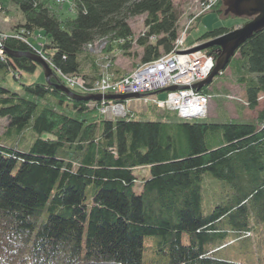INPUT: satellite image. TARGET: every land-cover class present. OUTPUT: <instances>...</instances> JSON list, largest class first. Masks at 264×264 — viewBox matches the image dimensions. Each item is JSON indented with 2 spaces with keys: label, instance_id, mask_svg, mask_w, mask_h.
<instances>
[{
  "label": "trees",
  "instance_id": "1",
  "mask_svg": "<svg viewBox=\"0 0 264 264\" xmlns=\"http://www.w3.org/2000/svg\"><path fill=\"white\" fill-rule=\"evenodd\" d=\"M7 1L21 13L26 38L1 41L0 71L34 73L40 65L27 37L41 31L54 73L22 83L20 91L0 84V117L9 130L36 133L27 151L3 145L0 135V264H243L216 253L252 238L264 223V106L252 121L186 120L165 109L158 119L132 113L109 119L101 101L78 100L57 87L65 84L61 75L87 87L99 77L86 49L99 38L109 40L108 49L118 42L121 51L137 43L142 63L171 52L179 21L173 1L72 0L74 16L65 19L51 0ZM216 4L223 15L222 0ZM136 16H144L145 32L134 39ZM234 28H213L199 39ZM206 51L218 55L217 47ZM236 54L227 67L255 110L264 95V30ZM141 167L148 177L135 174ZM210 178L227 190L207 194L214 202L206 198L204 206Z\"/></svg>",
  "mask_w": 264,
  "mask_h": 264
},
{
  "label": "rangeland",
  "instance_id": "2",
  "mask_svg": "<svg viewBox=\"0 0 264 264\" xmlns=\"http://www.w3.org/2000/svg\"><path fill=\"white\" fill-rule=\"evenodd\" d=\"M2 1L6 4V8H3V5H0V42L7 37L22 38V36H24V30L23 28L19 29V23L22 20L21 13L18 11L14 4L8 2L7 0ZM172 1L179 13L178 31L181 28L183 29L187 25L186 23L189 22V19H191L192 21L196 17H198L196 19L194 27H192L190 30L188 41L196 39L207 30L221 26H226L229 28L234 26L236 28L247 21L245 17H238L233 14L226 15L223 13V15H221L219 12H217L216 9L219 7L214 6L217 2H219V0ZM208 4L210 6H208ZM50 8L61 19L74 16L72 0H51ZM223 9H225L224 5ZM143 21L144 16H136L130 20V24L134 30V39L145 32ZM24 37L26 38V36ZM27 40L29 41V43H31V46L34 48V50L37 51L36 54L49 64L51 68V74L48 76L49 78L54 73V69L50 63L48 53L43 50V47L45 46V43L47 41L43 35V32L37 31L34 34H29ZM108 46L109 40L103 38L96 39L95 41H93V43L86 46L88 60H95V64L97 65L95 66V69H97L98 72L105 74L104 76H106L105 79L107 81L122 80L135 72L138 69L139 65L141 66V64H143L142 62H140V54L142 52V49L137 45V43L134 42L133 48L129 51H121L118 42L112 44L111 47H109L110 49H108ZM195 47L197 46L187 48L186 52ZM94 48L96 49L94 50ZM206 50L207 49H204L203 52H205ZM206 54L207 57H211L207 51ZM235 56L238 57L239 54L237 53ZM82 69L91 73V67L89 63H85ZM16 74L17 76H15L14 71H0V84L9 88L10 90L20 91L22 83L46 81V70L42 65H40V67L34 73L22 71L19 74L20 76L18 75V73ZM218 75L214 77L213 81L210 84L204 86L201 90H199L204 94L210 95L207 114L204 118L207 120L218 121H223L225 119L252 121L256 119L257 110H260L264 106V95L259 97L258 107L255 110H251L247 106L248 102H246L244 85L238 81L235 73H233V68L227 67L222 74ZM62 78L64 79V77ZM64 81V85L68 88L72 86L85 92L88 91L93 94H101L98 90H87L85 85H80L81 82L77 76L72 77L71 82L67 81L66 79H64ZM205 87H207V92L203 91ZM167 91H163L160 93L158 92L159 94L156 92V95L158 97H163ZM127 107L138 110L139 115L137 116H139L140 119L146 120L158 119L155 113L159 111L162 112V110H164L163 108L149 105L146 101H143L140 98H130ZM65 109L68 112L70 111L68 107ZM145 112L147 113L144 114ZM7 121V118L0 117L1 143L5 146L12 147L19 151H27L36 138L35 131L30 127L25 128L22 131L9 130ZM135 174L139 179H141V177H148L150 175L147 167L136 169ZM208 184H210L211 189H209V191L207 192L205 188ZM208 184L206 185V183H204V189L202 192L204 206L206 203V198L208 199V203L212 204L214 200L213 198L209 197H216L219 195L224 196L226 192L224 191V186L226 187V184L217 178H210ZM225 189L227 190V187ZM135 190L140 191V186L138 183L135 184ZM207 194L209 197H207ZM257 225L258 227H254L253 229L254 236L252 238L236 240L235 242L226 245L225 248H222L218 253H216V256L228 259L229 261L243 264L263 263L264 235L260 231L261 229H263L264 223H257ZM184 239L186 240V238ZM149 256L153 255L151 253L149 255L146 252V257Z\"/></svg>",
  "mask_w": 264,
  "mask_h": 264
},
{
  "label": "built area",
  "instance_id": "3",
  "mask_svg": "<svg viewBox=\"0 0 264 264\" xmlns=\"http://www.w3.org/2000/svg\"><path fill=\"white\" fill-rule=\"evenodd\" d=\"M185 38L184 34L177 36L171 52L161 55L155 61L139 65L138 69L128 77L107 81L105 74L101 73L90 87L85 85L86 89L98 90L102 94L140 93V99L143 101L158 108L175 111L180 118L186 120L204 118L210 95L200 92L193 85L210 74L214 66L213 58L207 57L203 51L187 53ZM62 77L71 82L72 77L75 76L62 75ZM80 85L84 86V83ZM168 86H178V89L167 91L163 97L156 95V92ZM100 111L112 118L128 114L125 103L112 100L103 101Z\"/></svg>",
  "mask_w": 264,
  "mask_h": 264
},
{
  "label": "water",
  "instance_id": "4",
  "mask_svg": "<svg viewBox=\"0 0 264 264\" xmlns=\"http://www.w3.org/2000/svg\"><path fill=\"white\" fill-rule=\"evenodd\" d=\"M225 6L224 14H233L238 17L249 18L241 26L236 27L222 35L215 37L214 39L198 45L195 48L188 50L187 52H195L198 50H204L212 46L217 47L218 56L216 57L215 64L210 72V74L204 80L193 85L197 90H201L204 86L210 84L214 77L222 73L230 63L232 57L236 54L240 45L244 43L248 38L252 37L255 33L264 30V0H222ZM19 56V54H16ZM37 64L44 66L46 70V79L51 74V68L45 60H43L39 55L33 54L31 57ZM59 89L63 90L67 94H70L73 98L78 100H119L125 101L130 98H139L138 93H128V94H93L83 96L71 91L65 85L57 86ZM177 86H171L159 91L176 90Z\"/></svg>",
  "mask_w": 264,
  "mask_h": 264
},
{
  "label": "bare ground",
  "instance_id": "5",
  "mask_svg": "<svg viewBox=\"0 0 264 264\" xmlns=\"http://www.w3.org/2000/svg\"><path fill=\"white\" fill-rule=\"evenodd\" d=\"M198 17H196L194 20H192L191 21V19H189V22H187L186 24V26L182 29H180L179 31H178V36H180L181 34H184V37H186L185 38V41H186V47L187 48H189V47H193V46H198V45H201V44H203V43H205V42H208V41H210V40H212V39H214V38H211V39H203V40H200L199 39V37H197L196 39H194V40H191V41H188V35H189V33H190V30H191V28L192 27H194V24H195V22H196V19H197ZM199 22V21H198ZM198 22H197V24H198ZM196 24V25H197ZM0 46L2 47V45H1V42H0ZM212 47H216V46H212ZM2 53H3V51H2V49L0 50ZM198 51H203V50H198ZM195 52H197V51H195ZM187 53H193V52H187ZM205 53H206V51H205ZM210 56H211V58H213V61H212V63L213 64H215V60H216V57L218 56H215V54H209ZM155 61V60H154ZM152 62V61H151ZM99 63V62H98ZM147 63V62H146ZM80 82L81 83H83L82 82V80H80ZM246 102H247V100H246Z\"/></svg>",
  "mask_w": 264,
  "mask_h": 264
},
{
  "label": "crops",
  "instance_id": "6",
  "mask_svg": "<svg viewBox=\"0 0 264 264\" xmlns=\"http://www.w3.org/2000/svg\"><path fill=\"white\" fill-rule=\"evenodd\" d=\"M130 112L134 113V115H139L138 110L129 108ZM147 112H145L144 114H146Z\"/></svg>",
  "mask_w": 264,
  "mask_h": 264
}]
</instances>
